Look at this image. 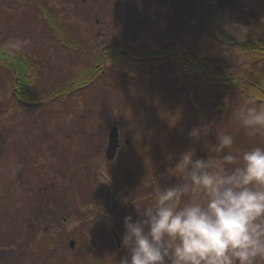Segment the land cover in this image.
Returning a JSON list of instances; mask_svg holds the SVG:
<instances>
[{
  "label": "flooded vegetation",
  "instance_id": "af4514ba",
  "mask_svg": "<svg viewBox=\"0 0 264 264\" xmlns=\"http://www.w3.org/2000/svg\"><path fill=\"white\" fill-rule=\"evenodd\" d=\"M52 2L57 0H0L1 8L30 4L33 15L44 24L38 28L43 37L25 44L28 50L12 46L16 41L10 38L6 45L4 40L0 44V70L8 72L12 84L10 94L0 92V153L14 143V176L5 179L13 198L0 189V209L9 206L15 213L14 250L24 248L25 240L30 248L33 239L35 253L42 255L45 264H119L128 254L122 245L125 217L139 219L137 208L154 203L159 186L182 182L179 171L177 176L171 172L183 155L191 152L194 159L209 158L207 142L200 136L188 139L186 131L190 136L199 128L204 130L201 138L206 137V116L212 110L200 107L205 120L197 128L190 123L181 124L188 127L184 130L161 124L154 130L155 137L143 125L121 124L114 92L99 91L101 80L113 82L105 60L100 67L98 44L103 35L99 27H68L67 13L62 11L68 0L51 8ZM84 16L92 20L97 15ZM70 39L81 44L70 45ZM67 52L73 58L64 64ZM47 63L52 68L42 76L40 68L46 69ZM57 67L61 75L56 74ZM43 77L49 80L48 86L38 93L35 85ZM113 132L118 146L111 159Z\"/></svg>",
  "mask_w": 264,
  "mask_h": 264
},
{
  "label": "rangeland",
  "instance_id": "374dc122",
  "mask_svg": "<svg viewBox=\"0 0 264 264\" xmlns=\"http://www.w3.org/2000/svg\"><path fill=\"white\" fill-rule=\"evenodd\" d=\"M65 1L62 0V2ZM112 1L114 0H68L66 4H62L60 0H57L56 3H51V8L54 5L62 4V11L67 13L68 27L70 28L99 27V31L103 35L100 37L99 46L113 44L119 49L125 48L131 54H136L141 53V50L163 45V48L175 47L178 53L195 51V53L203 54L204 52L211 54L212 57L219 56L222 59L227 57L231 64L235 62L230 53L215 45L203 24L201 15L196 16V0L153 1L146 5L140 0H123V2L119 0L120 11L114 8L115 3ZM219 4L223 11V17H226L227 20L240 16L243 7L248 14H254L256 18L264 19V0H219ZM29 6L30 4H6L2 8L0 7V29H2L0 30L2 33L0 44L4 40L3 43L6 45L5 43L10 38V40L16 41L12 46L19 43L21 49L28 50L25 44L29 46L35 42L32 38L43 37L40 36L43 31L38 28L44 27V24L39 20L38 15H33ZM116 11L117 13H115ZM94 13L97 16H94ZM85 14H91L94 18L87 20ZM97 20L99 21L98 25H96ZM12 30H15L17 35L9 33ZM70 40L76 42L74 39ZM43 48L49 49L46 45ZM197 49H200L202 53ZM98 53L100 57V48ZM66 55V61L63 63L66 64L68 58L69 64V59L73 58V55H70V52H67ZM139 65L121 59L108 66L107 76H113V82H110L111 79H105L98 83L99 91L114 92L116 118L121 124H133L137 125L136 127L143 125L144 129H152L154 137L156 135L154 130L161 124L164 126L169 124L184 130L188 127H180L181 124L190 123L195 125L192 128H197L205 120L199 110L201 106L205 105L207 109L215 107V110L206 116V123H209L207 129L209 130L206 131V137L202 138L201 134L204 133V130L199 128L196 130L200 132L201 141L207 142L208 148L206 146L205 151H209H207L208 156L222 158L228 153L238 155L254 146H264V135L250 136L239 119L240 111L254 106L255 103L244 101L239 96L240 99L237 96L239 93L235 90L224 88L213 91L209 85L205 84V77L202 79L198 73L195 75L193 70L179 74L176 65L167 71L155 69L151 73L141 72ZM46 67V69L40 68V75L45 70L52 68L49 63L46 64ZM262 68H264L263 64L259 66V69ZM60 71L61 69L57 67L56 74L59 75ZM69 71L70 68L67 67V76ZM64 75L65 70L62 76ZM48 81L44 77L41 78L35 85V91L38 93L45 91ZM11 90L12 84L8 78V72L1 69L0 92L10 94ZM255 106H264V103H256ZM33 116L29 115L30 118ZM68 118L71 120L73 115H69ZM165 129L168 128L165 127ZM221 135L232 136L234 143L231 148L224 149L221 153H215L212 149L218 142V136ZM186 137L193 138L187 131ZM26 139L29 140V137ZM25 141L23 143L27 146ZM13 144H7L3 149L4 152L0 153V163H3L4 166V168L1 166L2 170H0L2 172L0 173V189L7 190L5 195L11 198L13 195L6 187L5 179L13 180L14 176L12 171L14 157L11 147ZM201 147L202 150V144ZM25 149L27 153V147ZM43 160L44 158L41 157L40 161ZM28 161L32 163L30 154ZM4 203L9 204L10 202L5 201ZM1 208L0 264L9 262H12L11 264H45L46 261L42 255L35 253L37 252V242L33 243V239L30 240V248H28V240H25L24 248L14 250L13 237L18 229L14 227L15 213L9 206ZM25 230H27L26 224L20 231L23 237L26 235ZM27 244L28 246H26ZM27 251H29L28 255H26ZM72 259L75 260V258Z\"/></svg>",
  "mask_w": 264,
  "mask_h": 264
},
{
  "label": "clouds",
  "instance_id": "9594fccd",
  "mask_svg": "<svg viewBox=\"0 0 264 264\" xmlns=\"http://www.w3.org/2000/svg\"><path fill=\"white\" fill-rule=\"evenodd\" d=\"M239 119L250 136L264 135V106L242 109ZM233 143L218 136L212 151ZM177 171L181 183L159 186L154 203L137 208L139 219L125 217L128 254L119 264H264V146L207 160L189 152Z\"/></svg>",
  "mask_w": 264,
  "mask_h": 264
},
{
  "label": "trees",
  "instance_id": "16d2710c",
  "mask_svg": "<svg viewBox=\"0 0 264 264\" xmlns=\"http://www.w3.org/2000/svg\"><path fill=\"white\" fill-rule=\"evenodd\" d=\"M140 1L146 5L153 1L166 0ZM114 3L117 9L121 7L119 0H114ZM220 6L219 0H196L195 13L196 16L201 15L203 24L215 45L230 53L235 60L233 64L229 63L227 57L222 59L219 56L212 57L211 54L204 52L200 54L195 51L178 53L175 47L163 48V45L141 50V53L126 55L118 47L106 45L105 48H101L100 67L102 68L105 60L107 70L108 66L121 59L132 64H140V71H147L146 73H151L155 69L167 71L176 65L179 74L193 70L195 75L198 73L202 79L204 77L208 79L207 84L213 91L224 88L235 90L239 93L237 96H241L244 101H250L255 105L264 103V68L259 69L260 65H264V19L248 14L243 7L240 16L227 20L223 17ZM67 43L75 44L72 41ZM108 51L106 55L105 52ZM198 51L201 52L200 49Z\"/></svg>",
  "mask_w": 264,
  "mask_h": 264
},
{
  "label": "water",
  "instance_id": "95a60500",
  "mask_svg": "<svg viewBox=\"0 0 264 264\" xmlns=\"http://www.w3.org/2000/svg\"><path fill=\"white\" fill-rule=\"evenodd\" d=\"M117 137L115 136L114 132L110 136V145H109V154H111V159L113 158V155L116 152L117 149Z\"/></svg>",
  "mask_w": 264,
  "mask_h": 264
}]
</instances>
